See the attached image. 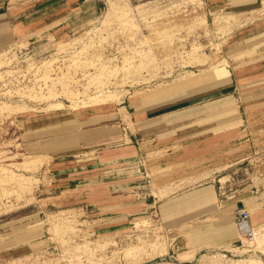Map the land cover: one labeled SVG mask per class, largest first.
I'll return each instance as SVG.
<instances>
[{
    "label": "crops",
    "instance_id": "obj_1",
    "mask_svg": "<svg viewBox=\"0 0 264 264\" xmlns=\"http://www.w3.org/2000/svg\"><path fill=\"white\" fill-rule=\"evenodd\" d=\"M201 1L212 21L225 16L221 28L233 27L215 72L118 109L36 115L21 128L23 147L48 159L52 191H58L54 204L91 211L99 232L125 229L135 214L155 208L172 237V254L193 255L182 263L204 251L237 247L236 209L249 213L250 227H264L262 0ZM91 4L95 0H0V51L65 38L87 20ZM143 142H152L149 149L163 155L160 165L185 168L186 178L200 176L209 165L214 177L218 167L240 163L248 173L236 180L230 173L225 187H217L221 179H199L150 204V193L138 197L145 182L138 157Z\"/></svg>",
    "mask_w": 264,
    "mask_h": 264
},
{
    "label": "rangeland",
    "instance_id": "obj_2",
    "mask_svg": "<svg viewBox=\"0 0 264 264\" xmlns=\"http://www.w3.org/2000/svg\"><path fill=\"white\" fill-rule=\"evenodd\" d=\"M85 10L87 20L77 23L63 39L50 37L0 51V108L3 104L29 108L10 115L0 109V166L4 169L0 167V264H264V227L256 229L255 240L244 241L239 250L228 247L204 251L194 262L182 263L193 255L172 254V237L155 208L135 214L125 229L99 232L92 214H84L80 207L54 204L52 198L58 191H52L47 157L30 153L22 145L25 119L100 107L118 109L128 102L210 75L215 72L222 47L233 29L214 24L201 0H95V6L91 4ZM203 14L205 22L199 23ZM74 59L89 61L83 68V64L72 63ZM109 64L117 68L107 67ZM105 92L110 93L103 99L109 101L107 106L91 104L92 98ZM59 102L66 107L51 109V103ZM120 113L130 128L124 110ZM151 143H141L142 154L138 156L148 172L150 186L145 182L143 186L154 197L149 198L150 204L169 197L172 188L181 191L199 179L217 183L227 177L217 184L225 187L226 181H231L230 173H236L235 180L248 173L243 171L247 165L240 163L226 170L218 167V177H214L209 165L202 167L200 176L186 178L185 168L172 163L160 165L164 161L159 163L158 159L163 155L152 152ZM36 156L42 162L28 167L29 160ZM137 244L143 246L140 245L142 250L139 246L130 255L122 251Z\"/></svg>",
    "mask_w": 264,
    "mask_h": 264
},
{
    "label": "bare ground",
    "instance_id": "obj_3",
    "mask_svg": "<svg viewBox=\"0 0 264 264\" xmlns=\"http://www.w3.org/2000/svg\"><path fill=\"white\" fill-rule=\"evenodd\" d=\"M259 13H261V14H264V0H262V7H261V10H260V12ZM206 16V15H205ZM204 16V14H203V16L201 17V21L199 22V23H204L205 22V19H206V17ZM231 18H234V17H231ZM224 19H228L227 17H225V16H218V17H214V19H213V23L214 24H219L220 22H221V20H224ZM198 22V21H197ZM199 23H198V25H199ZM66 44V43H65ZM67 45V44H66ZM72 45V44H71ZM68 50V49H67ZM58 51V50H57ZM61 51V50H60ZM68 52V51H67ZM67 52H65V53H67ZM197 52V51H196ZM199 52V51H198ZM70 53V52H69ZM76 53V52H75ZM95 53V52H94ZM194 53H195V50H194ZM201 53V52H200ZM57 54V53H56ZM63 54V53H62ZM74 54V53H73ZM193 54V53H192ZM191 54V55H192ZM198 54V53H197ZM63 55H66V54H63ZM67 55H69V54H67ZM189 53H187V56H191ZM57 56H59V53L57 54ZM92 56V55H91ZM103 56V55H102ZM101 55H99V57L100 58H102L103 59V57H102ZM197 56V55H196ZM69 58V57H68ZM107 58V57H106ZM201 58V57H200ZM187 59H188V57H187ZM197 59H199V58H197ZM65 61V60H64ZM69 60L67 59V62H68ZM87 61H89L88 59H86V60H83V59H74V60H72V63H74V64H83L82 66H83V68H86L85 66H86V62ZM106 61H108L109 63H111L110 61H112L111 59H108V60H106ZM89 65V64H88ZM87 65V66H88ZM100 65H103L102 63L100 64ZM49 67H51L50 65H49ZM48 67V68H49ZM107 67H109V68H117V66L115 65V66H113V65H111V64H109ZM45 68H47V67H45ZM68 69V68H67ZM47 71H49V69H47ZM46 71V72H47ZM44 74H45V72H43ZM42 73V74H43ZM67 74V73H66ZM70 74V73H69ZM68 74V75H69ZM61 75H62V73H61ZM43 76V75H42ZM64 77H65V75H64ZM66 77H67V75H66ZM43 79V78H42ZM44 79H46L45 77H44ZM43 79V80H44ZM52 79V78H51ZM50 79V80H51ZM58 79V78H57ZM62 79V78H61ZM47 80V79H46ZM45 80V81H46ZM50 80H48V81H50ZM52 81H53V79H52ZM59 81V80H58ZM47 83V82H46ZM50 83H51V81H50ZM53 84L55 83H57V81H54V82H52ZM44 84H45V82H44ZM47 87H49V86H47ZM53 87V86H52ZM50 88V87H49ZM49 90V89H48ZM54 90V89H53ZM55 91V90H54ZM49 92V91H48ZM56 92V91H55ZM70 92V91H69ZM84 92V91H83ZM100 92V91H99ZM50 93V92H49ZM63 93V92H62ZM66 93V92H65ZM82 93V92H81ZM53 94V93H52ZM64 94V93H63ZM67 94V93H66ZM65 94V95H66ZM70 94V93H69ZM68 94V95H69ZM79 94V93H78ZM77 94V95H78ZM85 94H86V92H85ZM84 94V95H85ZM68 95H66V96H68ZM80 96V95H79ZM88 96V95H87ZM110 96V93H108V92H105L104 94H102V95H99V97L96 99L95 98V100L92 98L91 99V104L92 105H99V106H107L108 104H109V101H107V100H103L104 98L105 99H107L106 97H109ZM34 97V96H33ZM51 97H53V96H51ZM55 97V96H54ZM72 97V96H71ZM85 98V97H84ZM78 99V98H77ZM80 100V99H79ZM94 100V101H93ZM90 102V101H89ZM94 102V103H93ZM74 103H76V102H74ZM86 104V103H85ZM61 105H63L64 107H66L64 104H62V103H51L50 104V107H51V109H55V110H59V109H63V108H61ZM86 105H88V104H86ZM58 106H60L59 108H58ZM11 107V106H10ZM56 107V108H55ZM18 108V109H17ZM90 108V107H89ZM0 109H2V110H6V111H8V115H10L11 113H13L14 111H16V112H19V113H23V112H25V111H23V110H28L29 108H27L26 106H20V105H18V106H12V108H9V106H7L6 104H3V106H1V108ZM3 112V111H2ZM6 113V112H5ZM251 126V125H250ZM258 126H259V124H258ZM257 126V127H258ZM255 127V126H254ZM256 128V127H255ZM255 128H254V130L253 131H255ZM259 128V127H258ZM260 128H262V126L260 127ZM257 133V132H256ZM149 156V155H148ZM153 156V155H152ZM30 161V164H28V167H33V166H37V165H39L41 162H42V160H40V158L39 157H34V158H32V160H29ZM28 162V161H27ZM25 163V162H24ZM17 164H19V163H17ZM24 165V164H23ZM26 165V164H25ZM1 167V166H0ZM18 167V166H17ZM230 166H225V168H223V170L224 169H227V168H229ZM2 168V167H1ZM20 168V167H19ZM27 168V167H26ZM3 169V168H2ZM20 169H22V168H20ZM28 169V168H27ZM26 169V170H27ZM4 170V169H3ZM6 170V169H5ZM22 170H25V168L24 169H22ZM8 171H10V170H8ZM7 171V172H8ZM10 173V172H9ZM8 173V174H9ZM12 173V172H11ZM10 173V174H11ZM9 174V175H10ZM15 175V173H13V176ZM17 175V174H16ZM12 176V175H11ZM221 180H222V178H221ZM28 182H29V180H27ZM23 182V181H22ZM22 182H20V183H22ZM31 182V181H30ZM23 183H26V182H23ZM31 184V183H30ZM30 184H28V185H30ZM21 185V184H20ZM23 187H24V185H22ZM27 186V185H26ZM25 186V187H26ZM21 187V186H20ZM27 188V187H26ZM23 189H25V188H23ZM32 189V188H31ZM30 190V189H29ZM161 228V227H160ZM262 227H259V229H261ZM163 229V228H162ZM255 230L256 229H253V235H254V237H253V240H255ZM161 231V230H160ZM262 240H261V244L262 245H264V232L262 233ZM248 242H250V241H248ZM144 243V242H143ZM143 243H142V245H143ZM141 244H137V246H133L132 245V247L131 248H128V249H126L125 248V250L123 249L122 251L124 252V254L125 255H130V254H133V253H136L138 250V248L137 247H139ZM141 245V246H142ZM141 246H140V249H141ZM130 247V246H129ZM143 247V246H142ZM142 250V249H141ZM120 253V252H119ZM138 254V253H137ZM133 256V255H132ZM250 264H258V261L256 262H254V261H251L250 262Z\"/></svg>",
    "mask_w": 264,
    "mask_h": 264
},
{
    "label": "built area",
    "instance_id": "obj_4",
    "mask_svg": "<svg viewBox=\"0 0 264 264\" xmlns=\"http://www.w3.org/2000/svg\"><path fill=\"white\" fill-rule=\"evenodd\" d=\"M141 164H142V162H141ZM141 167L144 168L143 165H141ZM143 172H144V180H145L146 186L149 187L150 186V180L148 179V174H146L145 169L143 170ZM146 190L147 189L145 186H143V188L139 189L138 190V195H139L138 197L144 198V195H146ZM85 213L92 214L91 211L84 212V214ZM234 221H235V225H236V228L238 230V233L240 235V246L236 247L234 250H239L244 246L243 245L244 241H250V242L253 241V237H254L253 229H254V227H250L248 225L249 213L243 208L236 209V211L234 213Z\"/></svg>",
    "mask_w": 264,
    "mask_h": 264
}]
</instances>
